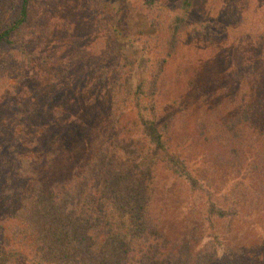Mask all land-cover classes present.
I'll list each match as a JSON object with an SVG mask.
<instances>
[{"label": "trees", "instance_id": "obj_1", "mask_svg": "<svg viewBox=\"0 0 264 264\" xmlns=\"http://www.w3.org/2000/svg\"><path fill=\"white\" fill-rule=\"evenodd\" d=\"M203 1H81L93 12L88 32L104 40L106 57L105 66L95 67L100 78L93 90H106L104 110L99 101L90 103L92 130H86L72 115L58 123L63 106L53 109L55 97L43 104L25 102L33 97H26L24 86L35 88L54 56L39 43L43 32L34 29L36 0H0V74L7 73L0 91L13 79L12 97H18L0 96V264L259 263L264 253V0ZM201 5L210 9L206 18L199 15ZM126 7L138 9L157 34L132 40L142 61L129 58L121 42L119 21ZM98 28L101 35H94ZM185 40L194 50L227 51L243 103L233 116L213 114L200 125L199 139L209 151L194 159L172 148L177 114L171 109L162 114L159 104L169 59ZM138 73L140 83L128 92L126 79ZM186 73L192 90L201 77L192 69ZM85 77L77 76L80 86ZM58 136L54 151L40 149L48 145L44 138ZM73 144L85 151L79 160L61 156ZM203 160L227 176L223 204L207 189ZM57 162L68 164L57 172ZM162 171L166 187L185 189V219L176 234L155 210ZM239 187L243 205L229 209L228 196Z\"/></svg>", "mask_w": 264, "mask_h": 264}, {"label": "rangeland", "instance_id": "obj_2", "mask_svg": "<svg viewBox=\"0 0 264 264\" xmlns=\"http://www.w3.org/2000/svg\"><path fill=\"white\" fill-rule=\"evenodd\" d=\"M81 1L36 0L34 29H37L38 33L43 32L39 43L43 48H48V46L52 48L51 53L54 57L50 58V68L40 73L42 77L39 82L35 83V88L31 89L26 84L23 93L27 98L33 97V99H27L28 101L25 102L34 104H43L55 97L52 103L53 109L57 110L59 106H63L62 116H57L60 125L63 124L61 122L65 119L68 120L72 115V121L79 120L81 124L86 126V130H92L89 121L91 116L88 117L87 115V112L92 110L90 103L99 101L98 105L101 113L104 110L103 98L106 90L104 89L103 92L93 90L95 85H98V79L100 78V73L95 71V67L101 68L106 63L105 42L104 40L96 41L98 38H94L92 33L88 32L90 28L87 26L88 16L89 14L90 16L93 15V12L90 9L88 10ZM250 1L254 4L257 2V0ZM200 3L204 4V1L201 0ZM101 7L104 8L103 4H101ZM209 10L208 7L201 5L199 15L206 18ZM216 11H213V17L216 16ZM97 17L100 18V16ZM119 27L121 28L123 37L121 42L125 46V54L129 58H137L142 61V50L132 40L134 38H146L149 35L156 36V31L150 29L145 17L138 9L132 7L123 9ZM99 32L100 29L98 28L93 34L101 35ZM229 42L231 44L236 43L232 39H229ZM246 49V53L243 55L244 59L248 56L246 55L248 48L246 47ZM189 69L197 71L201 77L196 81V86L192 90L188 87L189 77L186 71ZM180 71L181 75H179ZM79 73L86 74L81 86L77 82ZM6 76L7 73L1 71L0 80H5ZM178 77L182 79L181 83L176 82ZM236 77L235 66L229 59L227 51H222L220 48L209 51L194 50L190 45V41L185 40L177 55L173 59H169V64L163 75L159 104L162 114L168 113L170 109L177 114L171 144L175 152L194 159V156L198 157L207 150L209 151L203 145L202 140L199 139V127L207 122V118L213 114L221 113L223 117L228 118L233 116L241 107L240 104L243 103H241L239 96L237 98L239 91L236 85ZM140 78V73H138L134 78L126 79L128 92L136 89L141 81ZM54 79H56L55 83L53 82ZM14 86H16V81L10 79L7 84L2 86L0 96L7 97L9 100L18 98L12 97L15 90L11 88ZM57 90H62V92L67 90L66 95L62 96L63 93L59 91L57 95L52 96V93ZM64 97L65 100H68V104L64 105L62 103L61 105L60 101ZM68 105L76 108L75 115H73L74 112L69 113ZM98 105L96 106L98 107ZM62 133L64 134V132ZM44 139H46L48 145H42L41 150L50 148L54 151L60 144L57 141L60 136ZM55 142L56 145H54ZM71 148L61 156L66 159L72 158L74 161L79 160L81 154H85V151L78 149L77 145L73 144ZM203 161L200 172H202V177L207 180L205 181L208 184L207 189L214 199L223 204L226 199L223 187L227 176L214 163ZM67 164L66 162H57V172L63 170ZM72 167H74L73 164ZM57 172L52 175L54 176ZM159 175L155 210L162 212L170 231L176 234L181 232L179 226L183 222L182 219H185L182 212L183 206L186 205L185 189L179 183V185L169 189L164 185L167 173L162 171ZM237 190V192L235 191L228 196L229 209H239L238 206L243 205L244 195L240 192L242 188L239 187ZM227 224L226 221L221 224L223 230L227 229ZM263 259L264 253L258 264H264Z\"/></svg>", "mask_w": 264, "mask_h": 264}]
</instances>
